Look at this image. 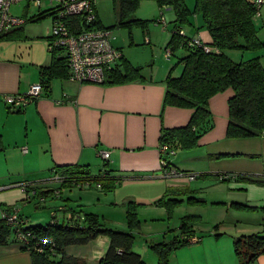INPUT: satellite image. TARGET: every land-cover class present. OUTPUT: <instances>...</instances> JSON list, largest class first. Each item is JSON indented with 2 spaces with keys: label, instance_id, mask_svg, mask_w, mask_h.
Masks as SVG:
<instances>
[{
  "label": "crops",
  "instance_id": "0c3cea01",
  "mask_svg": "<svg viewBox=\"0 0 264 264\" xmlns=\"http://www.w3.org/2000/svg\"><path fill=\"white\" fill-rule=\"evenodd\" d=\"M43 1L40 12L47 11L50 7V0H46L42 8ZM187 1L189 3L191 0ZM94 3L102 25L114 26L117 20L106 24L100 15L97 1L94 0ZM168 10L167 16L165 9H162L161 18L157 20L164 24V30L169 31L168 36L155 35L153 29L152 35H143L145 44L154 45V57L158 55L153 60V65L146 70L143 69L142 62H138L127 52L132 45H140L139 40H136L138 35L135 37L133 32V37L130 38L129 34L123 36L121 31L111 32L113 45L123 52L125 59L133 66L142 68L144 79L105 85L82 83L67 77L53 78L47 82L46 92L44 90L38 99L19 111H11L4 101V93L27 92L31 85L41 81V69L50 65L51 57L49 60L44 57L42 62L35 64L38 69L36 73L17 58L0 59V221L5 210L16 206L28 222L26 207L29 201L34 197L42 200L48 194H43L44 191L54 190L55 185L50 188L51 181H56L54 167L89 165L96 174L97 170L94 168L101 161L99 153L102 150H109L111 153L109 160L104 162H109L111 174L123 176L127 181L155 177V174L161 172L159 147L163 129L185 126L193 113L191 108L164 106L165 79L170 71L173 75L181 73L182 66L178 64V60L186 55V50L179 48L176 52H171L169 57L166 56L177 18L171 6ZM162 17L165 22L161 21ZM178 29H183L190 37H199L202 41L211 40V35L198 14H191L188 22ZM163 50L168 60L179 50L185 51V54L178 56L175 64L162 60ZM233 94L234 89L229 88L209 100L214 127L199 141L210 147L209 154L228 152L231 144H234L233 139L226 135L229 99ZM257 138H261V141H257ZM257 138L251 143L257 145L260 142L261 148H257L256 152L264 156V135ZM219 144L222 145L221 149H217ZM255 171L262 173H257L258 176H264V164L248 174L256 173ZM23 184L28 186L23 188ZM227 186L229 190L238 192L229 193L230 197H236L235 201L253 208L243 211L246 222L252 226L244 233L264 235V186L238 181ZM36 194H42V197L35 196ZM55 195L58 196L59 192ZM205 240L207 239L203 238L199 242ZM211 240L215 244L220 243L213 238ZM231 244L229 240L230 251ZM0 264H32L31 251L24 249L18 242L0 244ZM252 264H264V254L259 255Z\"/></svg>",
  "mask_w": 264,
  "mask_h": 264
},
{
  "label": "rangeland",
  "instance_id": "374dc122",
  "mask_svg": "<svg viewBox=\"0 0 264 264\" xmlns=\"http://www.w3.org/2000/svg\"><path fill=\"white\" fill-rule=\"evenodd\" d=\"M96 1L106 24L118 20L115 12L117 0ZM137 1L138 4L132 12L134 19L140 22L130 28L113 27L110 30L121 31L125 37L129 34L130 38L133 37V32L135 37L138 35L136 40H139L140 45H132L127 52L133 55L135 60L142 62L143 69L146 70L153 65V60L158 58V55L154 57L152 50L154 45L145 44L143 35L149 33L152 35L153 29L155 35L168 36L169 31L164 30V24L158 23L157 20L161 18L162 9H165L167 16L169 15V6H160L158 0ZM43 2L42 8L46 0ZM185 2L190 8H195V0ZM29 3V0H23L11 6V12L26 18V22L15 28L17 30H13L12 36L0 35V59L17 58L36 73L38 69L35 64L42 62L44 57L48 60L51 57L48 37L52 36L53 17L45 15L37 19L39 11ZM255 23L258 38L264 42V3ZM164 51L162 60L175 64L177 57L185 54V51L179 50L171 60H168ZM227 54L234 61L259 56L264 66V46L249 51L230 49L227 50ZM256 138H235L230 151L225 153L209 154L210 147L201 142L190 149L175 147L176 154L166 157L172 162L174 169L197 174V178L193 180L186 175L163 177L161 171L155 174V177L141 180L127 181L125 178L110 189L99 188L96 183L86 188L62 187L59 181H51L50 188L55 185L54 190L48 192L46 199L34 197L29 201L26 207L28 223L47 224L52 220V215L57 213V218L61 222H68L65 218L74 215L75 219L84 224L87 222V214H92L101 228L131 232L134 237L132 249L141 256L145 264L159 263L156 246L182 237L183 232L185 234L189 232L201 239H207L205 241L208 243L205 244L204 241L180 246L171 255L170 264H240L234 240L241 236L237 234H248L244 232L252 226L245 220L243 211L247 210L237 207L235 203L241 202L235 201L236 197L229 195L231 192H238L229 190L227 185L235 184L236 181L233 180L238 174H248L249 171L264 164V156L256 152L257 148H261V143L257 145L251 143ZM257 141H261V138H257ZM221 148L222 145L219 144L217 149ZM219 154L224 156L216 157ZM100 160L94 168L97 170L96 174L100 172L101 166H104L105 159L100 157ZM255 172L253 174L260 173ZM224 174L230 176L229 180H222ZM57 190H60L58 196L55 195ZM60 207H64V210ZM212 238L220 243L215 244ZM229 240L232 243L231 251ZM110 242L109 235L103 234L88 244L67 246L65 252L83 259L86 264H99V260L108 251Z\"/></svg>",
  "mask_w": 264,
  "mask_h": 264
},
{
  "label": "trees",
  "instance_id": "16d2710c",
  "mask_svg": "<svg viewBox=\"0 0 264 264\" xmlns=\"http://www.w3.org/2000/svg\"><path fill=\"white\" fill-rule=\"evenodd\" d=\"M158 2L160 6H171L177 16L168 49L172 53L179 48L186 50V55L178 60V64L182 66L181 73L173 75L170 71L165 79L164 106L193 109L191 118L185 126L163 129L159 149L166 145L169 150L160 152L161 161L164 160L167 167H172V162L166 157V155L172 156L171 150L176 152L175 147L178 146L185 149L196 147L202 136L213 129L214 118L209 107V100L229 88L234 89V94L229 99L227 137L235 139L264 135V66L260 57L254 56L234 61L227 54V50L230 49L249 51L264 46V42L258 38L255 23L262 5L258 7L254 0H195V8L192 10L185 0H158ZM137 4V0L115 1L118 20L109 28H105L98 17L91 25L85 23L81 16H73L67 22L73 33L83 29L130 28L140 22L134 19L132 12ZM29 5H32L31 2ZM40 8H36L39 11L37 19L45 15H54L48 10L44 11L45 13L40 12ZM191 14L201 16L203 26L211 35V45L215 48L214 50L207 52L200 45H190L194 37L186 35L183 29H178L188 22ZM22 18L25 23L26 18ZM13 30L17 29L13 28L1 35L12 36ZM181 31L184 33L182 34ZM48 40L51 63L41 69L40 81L45 92L48 87L47 82L51 79L70 78V57L66 47L56 46L52 49L50 45L53 35L48 37ZM106 76L103 83L105 85L144 79L142 68L133 66L124 55L107 71ZM222 156L224 155L219 154L216 157ZM108 164L109 162H106L98 174H94L89 165L80 164L56 166L53 172L60 176L57 181L62 184V187H92L96 183L97 186L100 185L99 188L110 189L125 178L112 175ZM225 176V174L222 176V180H229L230 177ZM234 179L238 182L264 186V176L238 174ZM48 192L51 190L44 191L43 194ZM35 196L42 197V194ZM235 205L243 209H253L246 204L235 203ZM87 215V222L84 224L75 219L74 215H68V218H65L68 222H61L57 218V213H54L52 220L47 224L31 225L20 214L25 221L23 230L31 234L29 244L22 246L31 251L32 264H86L83 259L67 254L66 247L88 244L103 234L109 235L111 242L105 256L99 260V264H145L141 256L132 249L134 237L131 232L101 228L92 214ZM0 222V244H6L9 241L18 242L14 229L3 218ZM195 237L198 239L196 242L201 240L192 233L183 232L182 237L156 246L159 256L158 264H170L173 252L180 246L194 243L191 239ZM234 246L240 264H252L259 255L264 254V235L252 233L238 236L234 240Z\"/></svg>",
  "mask_w": 264,
  "mask_h": 264
},
{
  "label": "built area",
  "instance_id": "2783aa9c",
  "mask_svg": "<svg viewBox=\"0 0 264 264\" xmlns=\"http://www.w3.org/2000/svg\"><path fill=\"white\" fill-rule=\"evenodd\" d=\"M21 1L23 0H0V35L24 23L22 17L16 16L11 12V6ZM42 1L43 0H29L36 8L41 7ZM49 2L50 7H48V11L54 13L52 16L53 41L50 48L53 49L56 46L66 47L70 57V79L82 83L103 84L107 78V71L123 56V52L112 43L113 36L111 30L83 29L82 31L73 33L71 31V26L67 22V20L73 16H81L85 23L91 25L97 18L94 0H50ZM254 2L258 7H261L264 0H254ZM161 21L165 22L164 18L161 19ZM181 33L183 34L184 31H181ZM211 44L212 40L202 41L199 37H195L193 41L190 42V45L202 46L207 52L215 49ZM166 54L169 57L171 55V50L167 49ZM43 90L42 85L38 82L31 85L29 90L24 93H4V101L9 110L19 111L28 103L38 99L43 93ZM23 149L27 150L26 147ZM167 149L169 150L168 146L163 145L160 148V152H164ZM170 152L172 155L176 154L174 150ZM99 154L105 160H109L111 155L109 150H102ZM161 164L163 177L186 175L193 180L198 176L192 173L187 174L173 167H167L164 160L161 161ZM53 173L54 179L59 180L60 176L55 172ZM225 177L230 176L226 175ZM27 186V184L22 185L23 188ZM2 218L14 229L15 237L18 239V242L23 246L28 245L31 234L23 230L25 221L20 217L19 209L16 206H12L10 209L4 211ZM197 240L196 237L191 239L192 242H196Z\"/></svg>",
  "mask_w": 264,
  "mask_h": 264
}]
</instances>
